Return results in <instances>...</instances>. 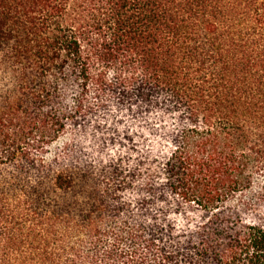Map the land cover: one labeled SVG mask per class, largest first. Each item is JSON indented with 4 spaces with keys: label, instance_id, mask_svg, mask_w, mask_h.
<instances>
[{
    "label": "trees",
    "instance_id": "obj_1",
    "mask_svg": "<svg viewBox=\"0 0 264 264\" xmlns=\"http://www.w3.org/2000/svg\"><path fill=\"white\" fill-rule=\"evenodd\" d=\"M0 264H264V0H0Z\"/></svg>",
    "mask_w": 264,
    "mask_h": 264
}]
</instances>
